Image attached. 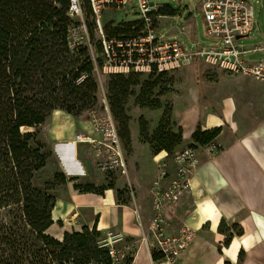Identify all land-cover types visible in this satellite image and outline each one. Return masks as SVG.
<instances>
[{
	"label": "trees",
	"instance_id": "1",
	"mask_svg": "<svg viewBox=\"0 0 264 264\" xmlns=\"http://www.w3.org/2000/svg\"><path fill=\"white\" fill-rule=\"evenodd\" d=\"M85 4H81V18L70 10L71 0H0V264H114L96 223L79 232H64L60 240L47 234L54 224V193L67 179L56 171L50 181L39 183L51 153L38 142L36 129L55 112L84 120L96 110L99 89L89 44L99 47L93 39L94 17L86 0ZM135 24L104 29L107 35L122 36ZM124 80L123 75H110L107 83V106L114 121L127 120L125 104L135 85ZM136 100L148 104L142 88ZM220 131L219 127L204 131L197 127L192 144L206 145ZM118 135L120 140L127 138L119 130ZM153 141L157 142L155 156L168 155L181 135L163 134L159 129ZM73 188L98 195L105 190L95 191L90 185L81 190L77 184ZM56 224L62 227L60 220ZM231 230L242 235L237 225ZM231 237L227 236L224 246ZM151 257L158 259L154 254ZM130 262L127 256L121 264Z\"/></svg>",
	"mask_w": 264,
	"mask_h": 264
},
{
	"label": "built area",
	"instance_id": "2",
	"mask_svg": "<svg viewBox=\"0 0 264 264\" xmlns=\"http://www.w3.org/2000/svg\"><path fill=\"white\" fill-rule=\"evenodd\" d=\"M86 1L94 17L99 47L97 50L93 44H89L97 75L169 73L199 63L226 75L249 78L264 84V58L254 62L245 59L248 55L264 54V43L246 48L237 42L248 38L256 26L254 6L248 0H200L198 10L204 23V32L215 42L212 45H199L193 40L191 47L183 40L158 36L161 15L158 4L151 0ZM259 2L260 7H264V0ZM131 6L138 12L132 31L122 36L107 35L100 15L111 10L125 12ZM70 10L82 18L79 0H71ZM82 30L85 32L84 24ZM72 38L74 43L78 42L75 31ZM105 108V113L98 114L93 110L80 122L86 128L79 130L71 143L73 146L85 144L90 147L97 173L109 176L120 172L126 176V162L117 126L108 106ZM219 152V145L212 141L203 146L192 144L185 147L176 152L170 162L166 161V156L154 161L157 172L149 190L151 213L139 234L149 254L158 257L153 264H178L182 253L193 242L196 232L189 226L175 233L168 231L166 214L191 189L190 174L198 167L199 157L203 155L213 160ZM170 164L174 167V175L169 179ZM127 188L134 201L131 185L128 184ZM121 242L123 239L120 235L107 234L104 240L114 264H121L133 254L131 245L122 248L116 246Z\"/></svg>",
	"mask_w": 264,
	"mask_h": 264
},
{
	"label": "crops",
	"instance_id": "3",
	"mask_svg": "<svg viewBox=\"0 0 264 264\" xmlns=\"http://www.w3.org/2000/svg\"><path fill=\"white\" fill-rule=\"evenodd\" d=\"M258 11L264 12V7L259 6ZM159 14V20L166 18L165 14ZM257 22L255 12L256 25ZM178 36L197 42L188 21L179 28ZM249 56L252 55L245 57L248 61L260 60H250ZM226 84L225 89L212 94L220 107L215 116L205 114L203 125V130L221 128L214 140L220 152L213 160L199 157L198 167L190 174L191 189L166 214L170 233L184 226L196 232L178 264H264V84L240 76ZM85 128L80 124L79 130ZM165 156L166 153L162 158ZM173 168L170 164L169 179L174 175ZM72 189L67 197H56L51 211L54 224L47 234L60 240L64 232H79L83 226L91 228L96 223L97 231L102 234L122 237L123 242L116 245L118 248L131 245L130 264L154 263L139 237L151 213L150 187L149 209L141 205V214L136 207L117 204L113 190L100 196L80 194ZM79 213H91V217L83 224H76ZM65 219L72 222L67 223L69 228L52 233L56 221L62 223ZM232 225L241 228V236L232 232ZM230 234L229 244L224 246Z\"/></svg>",
	"mask_w": 264,
	"mask_h": 264
},
{
	"label": "rangeland",
	"instance_id": "4",
	"mask_svg": "<svg viewBox=\"0 0 264 264\" xmlns=\"http://www.w3.org/2000/svg\"><path fill=\"white\" fill-rule=\"evenodd\" d=\"M79 1L83 7L86 6L85 0ZM151 1L157 3L159 12L166 16V18L159 20L158 36L162 35L166 39L179 38L188 47H191V41L186 36H178L179 28L188 21L192 27V34L199 45L214 44L215 41L209 38L203 30V21L198 10L200 0ZM248 1L254 6L258 22L248 38L237 41L241 46H252L264 42V12L258 11L259 0ZM166 2L172 4V8L164 9L166 6L163 3ZM137 14V10L132 6L125 12L106 11L100 15V22L104 28L109 25L114 27L119 23L136 20ZM93 39L96 43L97 35L95 32ZM248 58L250 60L262 59L264 54L252 55ZM109 77L110 75L96 74L99 90L95 109L98 114H103L106 111L105 107L109 99L107 94ZM123 77L125 78L124 81L129 82L130 85H135L130 87L133 95L127 99L125 104L127 120L125 121L124 117H120L118 121L115 120L118 130L127 135L126 139L122 138L121 140L127 175H122L120 172L109 176L97 173L93 166L95 161L92 158L90 147L84 145H76L75 147L70 143L73 133L79 131L82 120L62 112H55L43 125L36 129L38 142L46 151L51 153L39 183L43 184L50 181L53 173L60 171L65 175L67 182L57 188L54 193L56 197H67L74 184L79 185L81 190L90 185L95 191L105 189L100 196L105 191L113 190L117 204L130 208L136 207L138 213L141 214V205L143 209H146V206L149 209L148 190L157 172V167L153 162V157L157 153V142L153 141V135L159 129L163 134L175 135L180 133V143L170 154L166 155V161L170 162L176 152L192 145L191 136L197 127L203 130L204 119L207 117L205 114L217 115V110L220 107L219 101L212 94H216L218 89H225L227 87L226 81L239 76L226 75L221 71L194 63L163 75L134 76L125 74ZM245 79L250 80L249 78ZM140 88L148 96L147 105H142L136 100ZM212 129L214 128L208 130ZM71 179L74 181H70ZM71 182L73 183L68 184ZM128 184L134 191V201L129 194ZM108 186H112V189H106ZM72 190L78 192L74 188ZM78 216L76 224H83L91 217V213H79ZM68 222L66 219L62 222L63 228L55 223L52 233L59 230L62 232L65 228L68 229L70 226L67 224ZM106 236L102 234L103 239Z\"/></svg>",
	"mask_w": 264,
	"mask_h": 264
},
{
	"label": "bare ground",
	"instance_id": "5",
	"mask_svg": "<svg viewBox=\"0 0 264 264\" xmlns=\"http://www.w3.org/2000/svg\"><path fill=\"white\" fill-rule=\"evenodd\" d=\"M165 155V152H160L157 156H155V161L162 159V157Z\"/></svg>",
	"mask_w": 264,
	"mask_h": 264
},
{
	"label": "water",
	"instance_id": "6",
	"mask_svg": "<svg viewBox=\"0 0 264 264\" xmlns=\"http://www.w3.org/2000/svg\"><path fill=\"white\" fill-rule=\"evenodd\" d=\"M163 5H165V6L169 7V8H172V4H170V3H168V2L163 3Z\"/></svg>",
	"mask_w": 264,
	"mask_h": 264
}]
</instances>
